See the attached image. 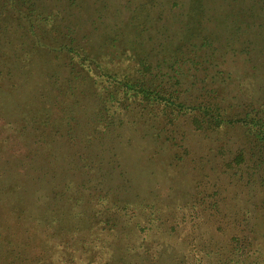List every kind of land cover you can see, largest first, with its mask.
<instances>
[{
	"label": "trees",
	"instance_id": "16d2710c",
	"mask_svg": "<svg viewBox=\"0 0 264 264\" xmlns=\"http://www.w3.org/2000/svg\"><path fill=\"white\" fill-rule=\"evenodd\" d=\"M155 2L184 16L185 44H176L170 61L165 52L156 58L141 52L140 32L132 39L123 31L126 23H144L137 22L135 8L104 28L108 0H0V264H162L165 245L151 235L164 226L173 235L188 224L197 227L198 206L216 207L215 199L197 192L177 206V217L137 192L131 198L125 156L113 141L124 121L142 119L169 145H176L182 121L205 135L239 124L247 149L225 159L221 172L252 194L264 192V0H145L142 8ZM220 10L229 34L212 37L204 21ZM165 19L160 8L159 27L146 31V41L171 35L160 29ZM118 41L129 43L121 54L134 60L135 74L108 65L106 48ZM227 46L257 78L259 96L225 99L220 90L233 79L219 56ZM41 57L43 69L33 65ZM190 69L185 83L181 74ZM78 83L89 89L90 100L77 98ZM237 83L239 92L247 90ZM79 106L86 115H77ZM219 148L213 153L223 156ZM259 204L264 208V194ZM219 213L207 217L220 234L232 229L226 239L200 245L190 236L176 263L264 264L255 226Z\"/></svg>",
	"mask_w": 264,
	"mask_h": 264
},
{
	"label": "rangeland",
	"instance_id": "374dc122",
	"mask_svg": "<svg viewBox=\"0 0 264 264\" xmlns=\"http://www.w3.org/2000/svg\"><path fill=\"white\" fill-rule=\"evenodd\" d=\"M144 1L108 0L110 6L104 10L107 13L106 20L108 23L103 27L110 28L108 25L113 17L118 16L117 18L120 19L123 16L126 17L130 13V9L135 8L134 13H136L137 22L144 23H141V25L126 23L122 25L123 31L128 33L130 37L137 31L140 32L143 34L141 36L143 44L139 46L141 52L149 50L152 58H156L157 55L160 56L165 52L166 58L168 57V61H170L172 59L171 54L178 48L175 47L176 44L179 46L183 45L185 44L183 41L186 40L184 38L186 37V32L181 28V24L184 21L179 19L180 17L184 18L182 10L175 9L172 12L171 8H168V3H164V7H162V4L159 5L157 2L153 3V5L144 3L145 9H143L142 4ZM206 2L209 4L211 0H206ZM99 7V2H96L94 8L98 10ZM160 8H162L166 17L160 29L165 28L164 33L171 35L164 39L162 37L156 38V35L153 34L154 43L152 39L146 41V31H150V34H152L153 28L159 27L160 21L155 20V15H157ZM147 12L149 13L148 16H146ZM210 16L211 21H204V29L208 30L212 37L229 34L224 30V27H221L228 18L224 10H220V12L215 14L211 13ZM203 17H207V13ZM82 26L87 28L86 24ZM134 27L136 28L134 29ZM139 38L137 36V39ZM160 41L162 45H159ZM115 44L110 48H106L107 55L105 56L109 60L108 65L116 70H127L130 74H135L133 68L134 60L122 55L129 47V43L118 41ZM226 49H228V46ZM113 51H115L114 54L116 56L110 59ZM219 58H223V61H221L222 65L228 69L233 79L231 83H224L220 90L228 102L243 100L246 95L259 96L256 88L257 78L250 74L251 70L241 57L232 56L231 50L228 49L225 55L223 57L221 55ZM219 58H216L217 62H219ZM33 65L43 69L45 66L43 57L36 59ZM179 67L185 70V68L187 69V63L181 62ZM65 70L67 69L61 68L59 74L62 76L67 75ZM191 71V69L186 70L184 74H181L183 82L187 83L190 80L191 77L187 75ZM37 72L40 73L39 71ZM178 76L180 77V75ZM237 81L243 84L242 89L247 90L242 91V93L239 92ZM89 92V89L84 84L78 83V90L75 93L77 98H83L84 101V98L89 97ZM76 110L79 116L87 114L84 107L79 106ZM126 118H129V116H125V120ZM123 124V129L116 128L114 131V133L118 132L121 134L119 140L116 137L113 141L122 150V155L125 156L124 162L127 163V174H129L131 182V189L128 192L131 198L137 192L140 196H145V199L159 204L164 209V212L172 211L177 217L180 214L177 206L186 200L188 204L189 201L196 199L198 197L197 192L199 195L203 193L208 195L204 197V200L215 199L216 201V207L208 208L209 206L207 207L204 203L198 206L202 208L198 211L202 220L197 227L193 228V226L188 224L183 230L178 228L176 234L173 235L168 234L166 226H164L162 232L151 235L152 241H163L165 245V257L161 260L162 264H177L176 259L186 251L187 240L190 236L200 245L203 241L207 242L210 239L220 242L225 240L232 229L228 228L225 231L226 233L220 234V232L213 230L212 219L208 220L207 217L208 214L214 213L216 210L220 212L219 215L224 212L229 217V220L247 218V222L255 226L257 246L263 251L262 260H264V208L259 207L260 196L264 192L260 195L252 194L250 188L239 186L230 180L231 178L227 174L221 172V163L225 159H228L239 147L247 149L242 126L233 123L222 127L217 133L205 135L198 132V130H193L186 121H182L175 127L174 134L176 138L174 140L176 145H169L168 143H161L159 139L154 138L151 134V129L148 128L149 124L142 122L140 118L133 123L124 121ZM104 141L108 142L109 137H104ZM219 147L226 151L223 156H217L213 153L220 149ZM184 150H187V154L184 153ZM114 179L119 180L117 177ZM112 180L111 183H113ZM215 184L217 185L215 186ZM215 187H217L218 193H212ZM219 215H216V220ZM116 245L119 246L118 243Z\"/></svg>",
	"mask_w": 264,
	"mask_h": 264
}]
</instances>
